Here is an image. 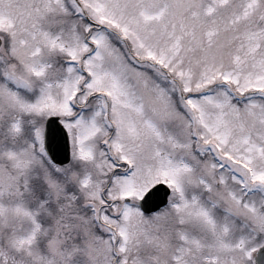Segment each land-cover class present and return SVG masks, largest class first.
<instances>
[{
	"label": "snow or ice",
	"instance_id": "snow-or-ice-1",
	"mask_svg": "<svg viewBox=\"0 0 264 264\" xmlns=\"http://www.w3.org/2000/svg\"><path fill=\"white\" fill-rule=\"evenodd\" d=\"M0 264H264V0H0Z\"/></svg>",
	"mask_w": 264,
	"mask_h": 264
}]
</instances>
